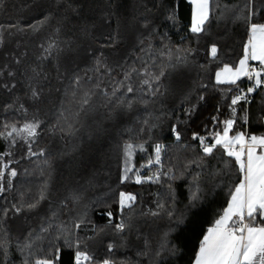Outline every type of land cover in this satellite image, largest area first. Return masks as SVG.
Instances as JSON below:
<instances>
[{
	"label": "trees",
	"instance_id": "trees-1",
	"mask_svg": "<svg viewBox=\"0 0 264 264\" xmlns=\"http://www.w3.org/2000/svg\"><path fill=\"white\" fill-rule=\"evenodd\" d=\"M245 3L214 0L205 30L192 33L190 0H0V132L5 124L42 122L32 142L35 156L23 141L13 146L0 138V153H12L5 160L14 161L18 172L11 186L5 176L7 191L0 194V212L10 209L6 219L0 217V243L9 241L8 256L0 252V258L22 264L27 257L32 264L59 249L58 264H74L78 249L70 244L79 240V250L93 257L83 264L103 259L115 264H193L203 236L223 214L242 178L219 149L204 156L193 133L208 136L223 127L213 117L231 118L236 87L217 84L215 73L224 64L237 66L243 57L248 30L237 17L247 15ZM254 5L252 22H264V0H254ZM50 43L55 46L45 51ZM213 44L218 48L215 57ZM22 56L32 57L34 76L41 69L46 79L35 89L36 98L21 82L23 71L15 69ZM132 67L140 70L130 81L135 92L126 94V102L134 99L133 106L117 107L121 93L113 97V87ZM145 68L151 76L143 74ZM77 78L79 88L73 84ZM145 79L149 85L142 84ZM245 82L242 78L239 87ZM88 90L96 94L80 111L78 101ZM246 105L235 106L236 125L230 134L264 135V86ZM69 123L78 129L75 135L60 131ZM173 126L181 133L179 141ZM130 138L148 149L133 158L142 175L154 171L140 166L153 154L151 145L160 143L165 145L163 170L172 168L176 178L121 183L122 145ZM42 189L46 198L39 200ZM122 191L137 197L123 211L118 203ZM193 192L198 199L192 200ZM37 200L38 206L29 210L27 205ZM12 205L24 210L16 214ZM121 221L127 225L123 232L115 228ZM76 223L80 228H73ZM61 225L72 234L59 231ZM29 239L30 254L21 251Z\"/></svg>",
	"mask_w": 264,
	"mask_h": 264
},
{
	"label": "snow or ice",
	"instance_id": "snow-or-ice-1",
	"mask_svg": "<svg viewBox=\"0 0 264 264\" xmlns=\"http://www.w3.org/2000/svg\"><path fill=\"white\" fill-rule=\"evenodd\" d=\"M190 2L193 5L191 32H203L205 23L211 17L214 0H190ZM216 6L218 7V5ZM244 8L247 10V15L237 17L245 21L248 30V40L243 47V57L238 61L237 66L233 67L230 64H224L215 73L217 84H228L236 87L237 94L230 100L231 118L219 121L217 117H213V120L218 124L222 123L223 127L219 131L210 132L208 136L193 133V139L199 142L204 156H213L214 151L219 149L222 155L234 161L242 178L230 192V201L223 214L215 220L214 225L203 236L195 258V264H264V135H256L244 131H238L230 135L236 125L237 108L235 106L240 102L248 104L250 102L249 94L264 86V22H252L256 14L254 0H246ZM41 24H43V21H41ZM2 27L0 26V31H2ZM31 27L34 30H38L36 25H31ZM2 43L3 36L0 35V45ZM54 46V44L50 43L49 48L45 49V51H49ZM217 52L218 48L213 44L211 47L212 56L215 57ZM177 58L182 59L181 57ZM249 61H258V66L250 65ZM100 64L101 62L98 61V67ZM104 67L107 69V65H104ZM139 71L135 67L130 68L125 72L124 79L117 82L116 86L113 87V97H116L118 92L121 93V96L117 97V107L132 108L134 99H127L126 102V94L135 92V88L130 81L133 73ZM143 74L152 75L147 68L143 70ZM9 75H13V73H9ZM242 78H247V80L252 82L246 91L239 87L238 82ZM153 79L158 80L159 77L154 76ZM73 84L76 88H79V78L75 79ZM142 84L149 85L150 80L145 79ZM2 86L6 89L15 87V85L9 86L8 84H3ZM95 88L100 89V84L97 83ZM95 94L91 90L83 93V98L78 101L80 111H84L91 104V97ZM150 94L155 95V92ZM72 95L73 97L76 95L75 88ZM32 96L36 98L39 93L33 89ZM109 102L111 103V100ZM142 102L147 103V101ZM261 112L264 113V109H261ZM76 116H79V111ZM61 117L67 120L63 113H61ZM41 123V121L33 119L32 121L24 122L19 127L16 124H5L3 125L5 131L0 132V138H3L13 146L17 142L23 141L28 146L29 155L35 156L37 153L32 151V142H35L39 135ZM60 131L72 136L75 135L78 129L74 123H69L66 128L60 127ZM172 132L175 134L176 140L179 141L181 139L180 131L173 126ZM151 147L153 148V154L147 156V162L141 165L140 168L153 169L154 166L158 167L155 171H152L151 175H142L140 169L133 162V158L138 152L144 153L148 149L144 143H134L131 138L123 143L124 159L121 183L130 180L136 184L160 183L162 176H168L171 179L176 178L173 175L172 168H168L166 171L163 170L162 153L165 145L155 143ZM11 155L10 151L0 153V194L7 191L4 184L5 176H8L9 186H11V180L18 176L17 170L12 167L14 161L5 160L6 156L10 157ZM39 155H44V152L41 151ZM44 192L45 189H42L39 200L46 198ZM191 198L192 200L198 199L197 193L193 192ZM73 199L78 201L79 196L73 194ZM136 199V195L130 192H120L118 201L120 210L131 208ZM39 200L28 204L27 208L29 210L35 209ZM159 207L163 206L159 205ZM23 210V206L12 205L11 211L16 214L21 213ZM9 211L10 209L4 208L0 212V217L6 219ZM157 214L153 213V215ZM108 216L111 217L112 213L109 212ZM80 226V223H76L73 228L78 229ZM126 227L127 225L123 221L115 225L116 230L119 232L125 231ZM43 230L48 231L47 228ZM58 230L68 232V235L72 234L65 225H61ZM28 235L31 237V233ZM8 244L9 241L7 239L0 243V252H2L3 257L8 256ZM79 245V240L70 244V246L78 249L74 253V264H83L85 261L91 262L93 257L87 251L79 250ZM31 249L32 241L30 239L21 245L22 252L30 254ZM108 250L111 252L113 246L109 245ZM59 258V249H57L55 255L34 259L32 264H58ZM0 264H12V262L0 258ZM22 264H29L27 257L22 261ZM100 264H115V262L110 259H103Z\"/></svg>",
	"mask_w": 264,
	"mask_h": 264
},
{
	"label": "rangeland",
	"instance_id": "rangeland-1",
	"mask_svg": "<svg viewBox=\"0 0 264 264\" xmlns=\"http://www.w3.org/2000/svg\"><path fill=\"white\" fill-rule=\"evenodd\" d=\"M10 58L12 59V57ZM31 58L27 56L25 57L22 56L20 58L21 59L20 63H18V65L15 66V69L18 68L23 71V77H21V82L26 87V90L28 92L33 91V89L37 88L38 84L41 85L43 84V82L46 81L45 76L41 71V69L38 72H36V75L34 76L35 71L33 72L32 67L29 64Z\"/></svg>",
	"mask_w": 264,
	"mask_h": 264
},
{
	"label": "built area",
	"instance_id": "built-area-1",
	"mask_svg": "<svg viewBox=\"0 0 264 264\" xmlns=\"http://www.w3.org/2000/svg\"><path fill=\"white\" fill-rule=\"evenodd\" d=\"M251 84H252V82L249 81V80H247V78H246V82H245L244 84H242V85L240 86V88H242V89H244V90L246 91V89H247ZM257 91H258V90H257ZM257 91L254 92V93L249 94V100H250V101L253 99V97H254V95L257 93ZM248 104H249V103H248ZM248 104H247V105H248ZM247 105H246V106H247ZM157 167H158V166H154L153 170L155 171V170L157 169Z\"/></svg>",
	"mask_w": 264,
	"mask_h": 264
},
{
	"label": "crops",
	"instance_id": "crops-1",
	"mask_svg": "<svg viewBox=\"0 0 264 264\" xmlns=\"http://www.w3.org/2000/svg\"><path fill=\"white\" fill-rule=\"evenodd\" d=\"M254 63H259L258 61H249L250 65H253ZM219 71V70H218ZM193 264H195V261L193 262Z\"/></svg>",
	"mask_w": 264,
	"mask_h": 264
},
{
	"label": "bare ground",
	"instance_id": "bare-ground-1",
	"mask_svg": "<svg viewBox=\"0 0 264 264\" xmlns=\"http://www.w3.org/2000/svg\"><path fill=\"white\" fill-rule=\"evenodd\" d=\"M254 66V65H253Z\"/></svg>",
	"mask_w": 264,
	"mask_h": 264
}]
</instances>
